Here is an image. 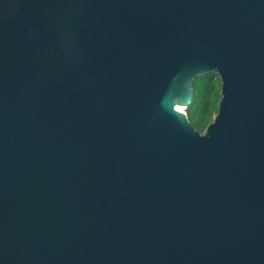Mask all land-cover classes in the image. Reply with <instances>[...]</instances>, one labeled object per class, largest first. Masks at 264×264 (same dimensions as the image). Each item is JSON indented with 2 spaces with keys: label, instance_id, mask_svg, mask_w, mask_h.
I'll list each match as a JSON object with an SVG mask.
<instances>
[{
  "label": "water",
  "instance_id": "water-1",
  "mask_svg": "<svg viewBox=\"0 0 264 264\" xmlns=\"http://www.w3.org/2000/svg\"><path fill=\"white\" fill-rule=\"evenodd\" d=\"M0 264H264V0H0Z\"/></svg>",
  "mask_w": 264,
  "mask_h": 264
},
{
  "label": "trees",
  "instance_id": "trees-1",
  "mask_svg": "<svg viewBox=\"0 0 264 264\" xmlns=\"http://www.w3.org/2000/svg\"><path fill=\"white\" fill-rule=\"evenodd\" d=\"M220 92L221 81L217 74L199 76L193 82L194 102L186 112L192 126L200 133L213 122L221 99Z\"/></svg>",
  "mask_w": 264,
  "mask_h": 264
},
{
  "label": "bare ground",
  "instance_id": "bare-ground-1",
  "mask_svg": "<svg viewBox=\"0 0 264 264\" xmlns=\"http://www.w3.org/2000/svg\"><path fill=\"white\" fill-rule=\"evenodd\" d=\"M180 111H183V112H185V109L184 108H178Z\"/></svg>",
  "mask_w": 264,
  "mask_h": 264
},
{
  "label": "rangeland",
  "instance_id": "rangeland-1",
  "mask_svg": "<svg viewBox=\"0 0 264 264\" xmlns=\"http://www.w3.org/2000/svg\"><path fill=\"white\" fill-rule=\"evenodd\" d=\"M216 115V114H215ZM206 130V129H205Z\"/></svg>",
  "mask_w": 264,
  "mask_h": 264
}]
</instances>
